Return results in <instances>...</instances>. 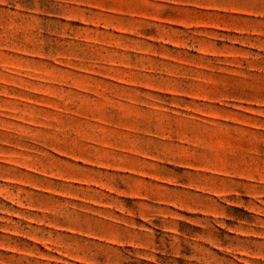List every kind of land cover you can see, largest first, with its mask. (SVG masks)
Segmentation results:
<instances>
[{"label": "rangeland", "instance_id": "1", "mask_svg": "<svg viewBox=\"0 0 264 264\" xmlns=\"http://www.w3.org/2000/svg\"><path fill=\"white\" fill-rule=\"evenodd\" d=\"M0 264H264V0H0Z\"/></svg>", "mask_w": 264, "mask_h": 264}]
</instances>
